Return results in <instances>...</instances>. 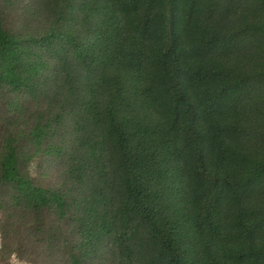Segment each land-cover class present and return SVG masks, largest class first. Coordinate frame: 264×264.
I'll return each mask as SVG.
<instances>
[{
	"label": "trees",
	"instance_id": "obj_1",
	"mask_svg": "<svg viewBox=\"0 0 264 264\" xmlns=\"http://www.w3.org/2000/svg\"><path fill=\"white\" fill-rule=\"evenodd\" d=\"M264 264V0H0V264Z\"/></svg>",
	"mask_w": 264,
	"mask_h": 264
},
{
	"label": "rangeland",
	"instance_id": "obj_2",
	"mask_svg": "<svg viewBox=\"0 0 264 264\" xmlns=\"http://www.w3.org/2000/svg\"><path fill=\"white\" fill-rule=\"evenodd\" d=\"M12 264H26V263H22L18 259H12Z\"/></svg>",
	"mask_w": 264,
	"mask_h": 264
}]
</instances>
